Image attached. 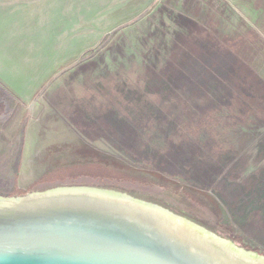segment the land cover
I'll use <instances>...</instances> for the list:
<instances>
[{"label": "rangeland", "instance_id": "1", "mask_svg": "<svg viewBox=\"0 0 264 264\" xmlns=\"http://www.w3.org/2000/svg\"><path fill=\"white\" fill-rule=\"evenodd\" d=\"M23 117L80 138L182 124L175 183L264 237V0H0V129Z\"/></svg>", "mask_w": 264, "mask_h": 264}, {"label": "water", "instance_id": "2", "mask_svg": "<svg viewBox=\"0 0 264 264\" xmlns=\"http://www.w3.org/2000/svg\"><path fill=\"white\" fill-rule=\"evenodd\" d=\"M181 127L0 129V264H264L217 189L175 183Z\"/></svg>", "mask_w": 264, "mask_h": 264}, {"label": "crops", "instance_id": "3", "mask_svg": "<svg viewBox=\"0 0 264 264\" xmlns=\"http://www.w3.org/2000/svg\"><path fill=\"white\" fill-rule=\"evenodd\" d=\"M0 123H1V122H0ZM236 219H237V222L240 221V224H242V225L244 224V225H246V226H248L249 224L253 223V218L250 217V216H249V218L246 217L245 221H243L242 219L239 220V217L236 218ZM236 219H235V220H236ZM254 219H256V218H254ZM263 224H264V223H262V225H263ZM244 225H243V226H244Z\"/></svg>", "mask_w": 264, "mask_h": 264}, {"label": "trees", "instance_id": "4", "mask_svg": "<svg viewBox=\"0 0 264 264\" xmlns=\"http://www.w3.org/2000/svg\"><path fill=\"white\" fill-rule=\"evenodd\" d=\"M107 40H108V38L105 39L104 42H102L99 46H100V47L104 46V45L106 44ZM92 55H93V53L90 54V55H88V56H84L81 60H82V61L87 60V59H89Z\"/></svg>", "mask_w": 264, "mask_h": 264}]
</instances>
